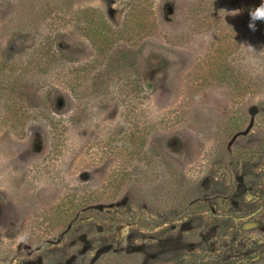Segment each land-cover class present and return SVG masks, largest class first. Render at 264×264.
Listing matches in <instances>:
<instances>
[{"label": "rangeland", "instance_id": "obj_1", "mask_svg": "<svg viewBox=\"0 0 264 264\" xmlns=\"http://www.w3.org/2000/svg\"><path fill=\"white\" fill-rule=\"evenodd\" d=\"M261 3L0 0V264H264Z\"/></svg>", "mask_w": 264, "mask_h": 264}, {"label": "clouds", "instance_id": "obj_2", "mask_svg": "<svg viewBox=\"0 0 264 264\" xmlns=\"http://www.w3.org/2000/svg\"><path fill=\"white\" fill-rule=\"evenodd\" d=\"M249 15L251 18V23L249 24V27L254 29L255 21H264V0H262V3L258 7L252 9Z\"/></svg>", "mask_w": 264, "mask_h": 264}, {"label": "trees", "instance_id": "obj_3", "mask_svg": "<svg viewBox=\"0 0 264 264\" xmlns=\"http://www.w3.org/2000/svg\"><path fill=\"white\" fill-rule=\"evenodd\" d=\"M1 1H2V0H1ZM9 97H10V95H9ZM250 259H252V258L243 259L242 262L239 263V264H246V262L244 263V261H249Z\"/></svg>", "mask_w": 264, "mask_h": 264}]
</instances>
